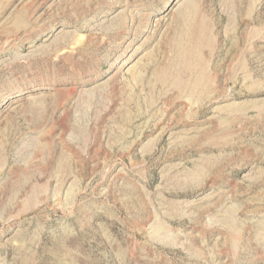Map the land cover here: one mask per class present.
<instances>
[{
	"label": "rangeland",
	"instance_id": "1",
	"mask_svg": "<svg viewBox=\"0 0 264 264\" xmlns=\"http://www.w3.org/2000/svg\"><path fill=\"white\" fill-rule=\"evenodd\" d=\"M0 264H264V0H0Z\"/></svg>",
	"mask_w": 264,
	"mask_h": 264
}]
</instances>
